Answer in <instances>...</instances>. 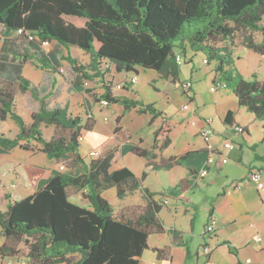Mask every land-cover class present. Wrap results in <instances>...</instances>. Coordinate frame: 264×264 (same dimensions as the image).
Listing matches in <instances>:
<instances>
[{
  "label": "trees",
  "instance_id": "1",
  "mask_svg": "<svg viewBox=\"0 0 264 264\" xmlns=\"http://www.w3.org/2000/svg\"><path fill=\"white\" fill-rule=\"evenodd\" d=\"M62 16L82 18L85 23L78 27ZM263 17L264 0H0V25L6 36L0 49V120L10 118L19 129L13 139L0 134V155L15 147L28 149V142L33 140L40 146L38 150L57 165L72 159L81 167L77 175L25 168L33 193L20 200L8 197L5 209H0V258H22L31 264H139L148 250V237L164 232L158 217L162 205L142 187L146 174L136 178L128 168L113 167L130 152L146 158L154 170L163 168L162 159L158 164L150 159L154 158V149L161 151L168 146L173 126L163 119L153 133L152 147L146 149L130 143V135L119 125L121 116H117L103 153L95 151L96 159L86 163L78 153L79 139L81 131L91 132L95 122H83L63 108H49L45 96L22 77L23 66L35 56H41L44 69H51L50 60L41 51L44 43L56 42L66 50L65 60L76 74V92H89L82 84L101 77L102 61L113 64L118 73L137 74V67L152 70L174 85L180 74L175 50L181 56L186 51L201 54L203 64L215 63L214 74L232 91L238 105L262 123L264 132V81L257 80L256 74L244 78L233 66L232 53L216 46L244 29L262 33L260 43L248 36L244 46L264 55ZM70 48L89 54L91 73L70 55ZM17 91L29 92L39 104L29 126L15 113ZM100 97L109 104L121 105L124 112L138 108L140 114H150L149 125L164 115L154 104L114 96L108 86ZM232 115L227 113L226 124H231ZM43 123L66 132L46 140L40 131ZM183 158L168 159L164 168ZM69 188L87 189L89 208L70 202ZM111 188L120 199L140 189L146 205L131 208L136 210L131 216L126 209L115 216L102 197V192ZM21 241L26 248L22 256V249L17 247ZM154 252L160 256L163 250Z\"/></svg>",
  "mask_w": 264,
  "mask_h": 264
},
{
  "label": "crops",
  "instance_id": "2",
  "mask_svg": "<svg viewBox=\"0 0 264 264\" xmlns=\"http://www.w3.org/2000/svg\"><path fill=\"white\" fill-rule=\"evenodd\" d=\"M62 17L64 19V17L74 16ZM45 56L47 57V51ZM66 56L67 53H64V62L68 63L65 60ZM193 56L194 54L190 51H186L185 56L182 55L185 63L180 66L179 81L176 84L177 87L179 83L191 81L190 95L183 92L185 100L178 103L174 112H169L166 108L155 107L164 115L154 120L150 125L152 135L163 119L173 126L168 135V146L161 151L157 148L154 149L152 151L154 158L150 159V162L156 164L162 159L163 168L154 170L147 164L146 158L138 157L130 152L122 155L113 167L115 170L128 168L136 178L141 176V173L137 172L144 170L146 177L142 182V187L153 193L152 199L162 205L158 217L164 227V232L148 237V250L144 251L139 258V264H147L150 261H157L158 264H264V193L258 191L255 185L247 179L248 173L253 169L261 170L264 173L262 123L253 120L252 115L238 105L232 91L225 87H223V92L210 96L208 100L198 97L195 85L200 79V75L199 77L197 75L200 65L195 63ZM202 60L203 58L201 59L203 64ZM104 64H108L110 70H115L114 65L107 61L101 62L100 70ZM139 68H136L137 74L140 71ZM37 70L44 73L45 79L38 84L29 81L37 88L40 96H45L47 105L52 99L54 106L51 107L63 108V103L58 104L56 99L62 100L66 97L65 102L69 107L68 114L82 118L80 112L76 113L70 110V102L67 97L70 96V93L63 86L65 81L62 76L46 72L48 69L38 68ZM73 74L76 77L75 73H71L70 77ZM108 74H111V71ZM156 74L159 77L154 79L164 80L176 88L169 80L164 79L158 73ZM154 79L153 81H155ZM72 80L69 81L70 88ZM210 81L218 83L219 79L214 74ZM137 83L136 81L130 85L124 93H113V95L128 98L126 92H138ZM151 87L160 92L156 86ZM63 93H66L65 96H62ZM28 98L32 102L30 105V108L32 107L31 114L37 112L38 102L32 97ZM85 104L88 108L89 103ZM186 104L189 109L187 111L180 110V107ZM111 105L115 104H110V107ZM74 110L77 111L76 107ZM120 110L124 112L122 106ZM132 111L138 112V108H134L128 113ZM228 112L233 114L229 118L231 124L224 122ZM146 114L150 119V114L143 115ZM117 116L122 117V113ZM204 121H209V123L205 124ZM235 127H242L244 132L242 134L236 132ZM200 130L208 132L207 139L202 136ZM14 134L16 136L18 131ZM130 135L129 141L136 144L131 133ZM111 136L112 133L110 136L102 138L91 149L98 150L100 148V153H103L104 143ZM139 140L140 138L137 141ZM141 140L143 139L141 138ZM225 142H230L232 147L225 148ZM129 155L137 157L138 162L142 163L138 171L133 170L127 164L125 157H129ZM182 156L184 158L180 162L164 168L168 159ZM222 158H226L227 162L223 164ZM209 160L211 162H208ZM56 165V161L51 160L50 165L45 169L57 170ZM204 170L207 171V174L200 178V173ZM39 180L40 178L36 179V182ZM149 181H152V185L148 183ZM139 190L136 191L140 192ZM141 195L142 201L138 203L140 208L146 205L145 195L142 193ZM9 200L20 199L9 197ZM7 201L6 199L5 204ZM132 208L137 209V207ZM210 216L215 218V230L211 236L206 237L203 231ZM257 237H260L261 240H257ZM204 245L209 248L207 254L201 252ZM154 249L163 250V252L158 256ZM247 260L249 262H246Z\"/></svg>",
  "mask_w": 264,
  "mask_h": 264
},
{
  "label": "rangeland",
  "instance_id": "3",
  "mask_svg": "<svg viewBox=\"0 0 264 264\" xmlns=\"http://www.w3.org/2000/svg\"><path fill=\"white\" fill-rule=\"evenodd\" d=\"M64 20L67 22H71L74 25L82 26L84 24V19H78L75 17H64ZM261 26L264 27V17L261 21ZM251 36L252 40L255 43H260L262 41V33L260 32H250L249 30L240 29L234 32L233 37L227 40L218 41L216 46L222 49H226L230 51L233 55V66L234 68L241 74L244 78L250 79L251 74H256L257 80L263 82L264 81V55H260L252 52L244 46V38ZM14 35L11 36L13 38ZM6 38L4 30L0 25V49L4 43V39ZM95 46L97 44L95 43ZM42 53L45 55L47 51V58L50 60L51 69H48L46 72L49 73H57L61 75L64 79L65 83L63 84L70 93L68 95V99L70 102V110L71 112H80L83 116V122L93 120L95 122L94 128L92 132H87L85 130L81 131V136L79 139V148L78 153L80 156L85 159L86 163H89L91 160L96 159L90 155V152L96 151L100 152V148L91 149L93 146L98 143L102 138L110 136L113 128L115 127V118L117 115L122 113V119L119 123L129 135L132 134L133 141H136L137 145H141L145 148H150L153 141L152 131L149 125V116L140 114L139 112H123L121 111V105L110 104L106 108L100 107V100L102 99L100 96L104 93V88L108 86L112 93L122 94L125 92L129 86H125L122 90H117V85H123L126 79L131 77H135L138 87V92L128 91L126 92V96L129 99L138 100L144 104H155L154 106L157 108H166L169 112H174L178 103H182L185 100L183 96L182 84L179 83L176 87V84L169 85L164 80H156L154 78L159 77L156 72L152 70H141L138 74L134 72H116L115 70L109 68L108 64H104L102 69L100 70L99 64V73L101 77H96L91 81H84L82 87L87 89L89 92H76L74 91V83L75 76L74 74L70 77L71 73H74L72 67L69 63L64 62L63 54L66 53L65 49L54 43H44L41 48ZM70 55L78 61L81 65L84 64L85 67L89 69L90 72V56L85 51L79 48H70ZM176 53H179L176 50ZM41 56H35L32 61H27L26 65L22 69V77L30 80L34 83H39L44 80V73L38 68L44 69L42 65ZM201 54H196L193 56L195 63L200 65V69L197 72V75L200 79L195 85V90L198 92V97L203 100H208L210 96L219 95L224 91L223 87H216L214 92H210V87H214L215 84L210 81V78L213 77V67L214 62L206 65L201 63L202 59ZM111 71V74H108ZM203 76V77H201ZM67 77V78H65ZM203 78V79H202ZM72 80V87L70 88L69 81ZM153 79L155 81H153ZM218 84L222 83L221 80L217 81ZM221 85V84H220ZM151 86H156L160 92L155 91ZM175 89V90H174ZM229 90V89H228ZM18 94L15 97V113L23 120L25 125H30L31 122V109L30 105L32 102L28 100V97H31L29 92L22 93L17 91ZM66 94V93H65ZM63 93L62 96H65ZM168 99V100H167ZM67 98L58 100L56 102L58 104H62L63 109H66L67 112L69 107H67L66 101ZM49 108L53 105V100H49ZM86 102L89 103V107L87 108ZM76 107V110H74ZM110 107V108H109ZM88 110V111H87ZM182 110V107H180ZM19 131L16 123L7 118L6 120H0V134H4V136L8 138H13L15 136V132ZM40 131L42 133L43 138L49 140L51 137L62 136L65 134L66 130H62L53 125H40ZM131 137V135H130ZM143 139L140 144L138 139ZM131 143V142H130ZM28 149H21L19 147H15L12 150H9L5 154L0 155V209H5V202L8 197H13L15 199H21L23 196L30 195L33 190L28 181V177L25 171V167L28 166H40V167H48L50 165L51 160L48 159L43 153H41L38 149V144L33 140L28 142ZM99 156V155H97ZM127 164L133 170L138 171L142 163L138 162L137 157L133 155H129V157H125ZM142 160V159H141ZM62 166L63 169L60 170L59 167ZM56 168L59 172H68L72 175H77L81 171V167L78 164H75L72 159H67L64 162L56 165ZM138 174L146 172L140 171ZM150 185H152V181H149ZM129 192L125 198L120 199L116 196L115 188H111L102 192V197L108 201L113 209V213L115 216H119L123 209H126V214L131 216L133 212L136 210H132V207L141 206L138 205L139 202L142 201V195H145L142 190ZM68 200L78 206L89 208V201L86 198L88 194L87 189L76 190L74 188L68 189ZM3 238L0 234V246L2 245ZM28 241H31L30 239ZM19 249H22V255L26 252V248L24 242L21 241L18 246ZM78 257V256H77ZM6 262L19 263V264H31L26 259H18V258H0V264H6Z\"/></svg>",
  "mask_w": 264,
  "mask_h": 264
},
{
  "label": "built area",
  "instance_id": "4",
  "mask_svg": "<svg viewBox=\"0 0 264 264\" xmlns=\"http://www.w3.org/2000/svg\"><path fill=\"white\" fill-rule=\"evenodd\" d=\"M18 33H21V30L18 31ZM31 39V37H29ZM176 63L181 66L185 63V59L181 56V55H176ZM136 82V78L133 76L129 79H126L125 80V83L123 85H117L116 86V89L117 90H122L125 86H130L132 84H134ZM221 84V85H220ZM215 83V86L214 87H210V92H214L215 91V88L216 87H225L223 83ZM191 87H192V83L191 81H186L184 83H182V89H183V92L186 93V95H190L191 93ZM100 104V107L101 108H106L109 106V103L106 101V100H101L99 102ZM189 108H188V104L186 105H183L182 106V111H187ZM195 123V122H194ZM192 123V124H194ZM205 124H208L209 121H204ZM235 131L242 134L244 132V129L242 127H235ZM200 133L202 134V136L207 139V134L208 132L206 130H200ZM224 147L225 148H231L232 147V144L230 142H225L224 144ZM90 155L93 156V157H96V152L95 151H92L90 152ZM208 162H211V160H209ZM221 162L224 164L227 162V159L226 158H222ZM60 170L63 169L62 166L59 167ZM207 174V171H202L200 173V178L201 177H204L205 175ZM263 177H264V173L263 171L261 170H258V169H253L251 170L248 175H247V179L253 183L256 187V189L262 193H264V180H263ZM215 224H216V221H215V218L213 216H210V218L208 219L205 227H204V231H203V234L204 236L206 237H209L211 236L213 233H214V230H215ZM257 240H261L260 237H257ZM201 252L203 254H207L209 252V248L204 245L202 248H201ZM246 262H249V260H247ZM6 264H19V263H12V262H6ZM147 264H158L157 261H150L148 262Z\"/></svg>",
  "mask_w": 264,
  "mask_h": 264
}]
</instances>
